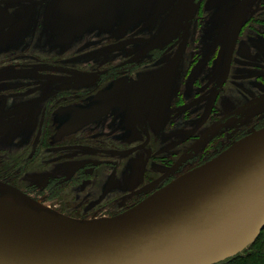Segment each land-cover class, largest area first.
<instances>
[{
  "label": "rangeland",
  "instance_id": "rangeland-1",
  "mask_svg": "<svg viewBox=\"0 0 264 264\" xmlns=\"http://www.w3.org/2000/svg\"><path fill=\"white\" fill-rule=\"evenodd\" d=\"M34 8L36 4L0 6V181L11 183L63 215L79 220L115 216L141 202L165 179L166 173H158L160 158H151L153 154L146 151L149 148L145 144L140 143L142 153L129 157L127 151L118 148L92 154L88 142L71 146L73 140H83V126L98 123L94 121L104 109L110 107L119 123L114 125L105 118L109 130L99 131L102 140L108 142L114 135L111 132L128 128L124 135H115L118 143L126 144L143 135L135 131L136 122H140L150 127L151 146L159 150L160 129L169 121L168 107L178 96L179 80H184L180 96L191 105L189 115H181L180 121L164 133L170 139L187 136L177 167L208 146L216 131H224L215 146L221 149L232 140L226 135L231 126L239 132L252 131V121L264 116V0H89L79 10L76 0H46L41 10ZM27 12L31 19L22 26ZM96 32L117 38L131 36L127 45L132 52L113 44L109 62L95 63L112 68L128 55L140 65L138 70L143 69L151 58L150 51L163 52L178 42L153 66L143 69L155 75L150 92L141 85L145 74H140L128 85L129 79H111L107 83L112 93H67L88 91L96 81L66 83V75L37 70L45 57H54L56 52L63 58L59 65L69 66L70 57L81 59L72 65L87 66L81 61L94 53L91 36ZM24 44L32 54L30 68H15L12 64L21 60ZM121 88L134 90L138 97L135 120H128L118 108L106 103L107 97H115ZM185 117L188 123L183 122ZM211 118L213 127L190 133ZM45 119L61 125L74 121L63 143L57 142V127H52L53 134L49 131L55 150L42 145ZM127 148L128 144L124 150ZM164 148L168 145L155 156ZM173 172L165 177H172Z\"/></svg>",
  "mask_w": 264,
  "mask_h": 264
},
{
  "label": "water",
  "instance_id": "water-1",
  "mask_svg": "<svg viewBox=\"0 0 264 264\" xmlns=\"http://www.w3.org/2000/svg\"><path fill=\"white\" fill-rule=\"evenodd\" d=\"M0 195L24 194L0 181ZM263 229L264 127L115 216L0 215V264H217Z\"/></svg>",
  "mask_w": 264,
  "mask_h": 264
},
{
  "label": "flooded vegetation",
  "instance_id": "flooded-vegetation-1",
  "mask_svg": "<svg viewBox=\"0 0 264 264\" xmlns=\"http://www.w3.org/2000/svg\"><path fill=\"white\" fill-rule=\"evenodd\" d=\"M46 0H0V6L2 5H31V4H36V10H41L42 8H40L44 2ZM79 10V9H78ZM10 12V10H9ZM8 12V13H9ZM25 14V13H24ZM31 19V15L27 12V15L25 14V18L23 19V21L20 23V25H24L26 24L29 20ZM132 35V34H131ZM91 46L92 48H94V53L92 54H87L82 58V64L83 65H87L84 67H79L80 65L76 64V65H72V62H80L81 59H78L76 61H74L75 59L68 57V62L71 61V64L69 66H64V65H59V63L62 61V57H61V52H56L58 54H56V56L52 57H45V62L42 63L41 66L37 67V70L40 73H46L43 71H52L55 72L59 75H66L67 77L66 79V83H72L74 81L76 82H82V83H87L90 81H96L95 85L88 91H84V90H75V91H67V93H78V94H98V93H102V92H109L112 93L114 91L111 90V87L108 85L107 82H109L111 79H129V82L127 83L130 84L131 82L135 81L137 79V76L140 74H145L143 81H140L141 85L143 84V88L147 91L150 92L154 89V83H155V75H152V73L145 71L143 69L147 68V67H151L153 66V64L160 59V57H163V55L166 53V51H169L177 42L178 40H175V42H173V44L170 46V48L168 47V49H164V51L162 52V50H153L150 51L151 52V58L149 59L148 63L142 65L143 69L138 70V68L140 67L139 64L133 61H130L131 58H129L128 55H126L125 57H122L120 59L119 62H117V64L112 68V67H108V65H95V63H107L109 62V48L111 47V45L113 44H118L121 47H124L125 49H129L130 52H132L130 49L132 47H129L127 45L128 40L130 39L131 36L125 34L122 37H114L111 36L110 33H105V32H101L98 33L96 32L95 35L91 36ZM141 42H145V40L143 38L140 39ZM166 50V51H165ZM24 53L20 54V57L18 59L21 60H17L15 61L13 65V67H23V68H30V56H32L31 51L29 49V45H25L24 44ZM162 52V54H161ZM168 53V52H167ZM90 55V56H88ZM134 54H132L133 56ZM131 56V57H132ZM77 57V56H76ZM74 57V58H76ZM132 60V59H131ZM27 62H29L27 64ZM148 64V65H147ZM28 66V67H27ZM147 72V73H146ZM150 73V74H149ZM97 75L98 77H93L91 75ZM187 75L185 73H183V76L181 77H186ZM29 83V87H32V80L30 78L26 79ZM184 80L180 81L179 80V84H177V89H178V96H176V98L174 99V102H172L169 107H168V113L170 115L169 121L168 123L165 125H163V127L160 129V137L159 142L162 143L161 146H159L160 149H162V146H167L168 148H164L165 150H167L166 153H164V151L160 152V155L155 156V154L160 151V149L158 150V147H153L151 146L152 140H153V136H152V131L146 127L141 125L140 122H136L135 124V131L139 132L140 134H143L142 136H138L136 139H130L127 140L125 143L126 144H121L118 143L116 140V133H119L121 135L123 134V130L125 129L129 131L128 128H124L121 129L120 131H116L115 133H110V134H114L112 136V140H108V142L104 141L101 139L102 136L99 135V131H102L105 129V131H108L109 127L107 124V121H105L104 119L109 117L111 120L109 122H112L114 125H117L119 122L118 120H115V116L111 115V111H110V107L109 106H114L115 108H118V111H120L124 116L127 117V119L129 120H135V116H136V112H138L137 110L138 108V97L135 94V91L129 88H121L118 89L119 91H121L119 94L116 93L115 97H107V105H108V110L104 109L101 112H99L97 114V117L99 118L98 121L95 120L94 122H98L96 124H88L87 123V128H85L83 126V133H81V135H83V140H73L71 143L72 147L74 143H78L77 145L83 146L84 142H88L92 145L93 151H91V153H97V154H101L103 153L104 148H108V149H114V148H118V149H123L120 151H127V155L126 157L129 156H134V155H138L140 153H142V150L140 149V143L145 144V147H148L149 149H146V151H150V153H152L153 155L150 156L151 158L154 157V159H158L160 158V160H158V173H160L161 175L163 174H167L169 171L173 172L172 173V177L171 174L170 176L167 178L165 176L163 178H165L163 180V183L158 187L157 190L163 188L164 186L168 185L169 183H171L172 181H174L175 179H177L178 177H180L183 174L188 173L189 171L205 164L206 162L212 160L213 158H215L216 156H218L219 154H221L223 151H225L227 148H229L233 143H235L236 141L240 140L241 138L249 135L253 130H258L262 127H264V116L261 119H255L252 121L251 124H254V126L252 127L253 130L249 131V129L247 131H243V132H239L238 128H232L233 126H231V130L228 131L226 133V135L228 137H230L232 140L230 142L229 145H227L224 148H215L216 145V141L219 139V137L223 136L224 131L223 130H219L216 131V134L214 137H212L210 140H212L211 142H209V145L206 146L205 148L202 149L201 152H199L198 154L195 155V157L193 158H189L188 160H186L184 163H182L181 165H179L177 167V160L179 158H183V155L185 153V149H186V137L183 139H178V137H174L172 139L165 137L164 133L169 132L167 130L170 129V127H174L172 126L175 123H178L180 121L181 115L183 116H187L189 115V111L191 105H188L186 99H183V96H180L181 90H182V85L184 84ZM44 86L41 87V90H44ZM33 93V92H31ZM35 93V91H34ZM62 95V94H61ZM118 95V96H117ZM183 107V109H182ZM123 118H121L122 120ZM126 118H124L125 120ZM189 118L185 117L183 118V122L184 123H188L186 120H188ZM46 120V119H45ZM44 120V121H45ZM94 120V119H93ZM100 120V121H99ZM209 120V119H207ZM204 121L201 122L199 125H201L199 127V125L192 130V132L190 133H196L198 131H200L199 129H203V131L207 130L206 126L208 127H213L214 124L212 122V120H214V118H211V121ZM70 121L73 120H68L64 123H57V120L54 119H47L46 120V125L47 128L45 129V134H44V139H43V143L42 145L45 146L46 148H54V146L52 145L51 142V134L49 133V131L53 134L52 132V127H57L56 132L59 135L58 139L59 141H57L59 144L63 143L61 141H63V138L68 137V135L71 133L72 127L74 125V121L72 122L71 125H69L67 128H65L68 123ZM217 122V119H216ZM59 125V127H58ZM147 125V124H146ZM49 127V128H48ZM100 127H103V129L100 130ZM199 127V128H198ZM188 128H191V123L189 124ZM191 131V129H189ZM81 131V132H82ZM133 134V133H132ZM47 135V137H46ZM118 135V134H117ZM116 135V136H117ZM128 135V134H127ZM125 134V136H127ZM199 135V134H198ZM74 136V135H73ZM197 137V136H196ZM195 137V138H196ZM46 142V143H45ZM128 144V148L127 150H124L126 148V145ZM42 146V147H43ZM132 149V147H134V149ZM153 147V148H152ZM130 150V151H128ZM158 150V151H157ZM42 151V150H41ZM145 152V150L143 151ZM45 153V152H44ZM64 154V153H63ZM93 174V173H92ZM91 175V174H90ZM3 182V181H1ZM4 183H7L15 188H17L16 186L12 185L9 182L4 181ZM18 190L22 191L21 189L17 188ZM155 190V191H157ZM154 191V192H155ZM25 192V191H24ZM154 192H152L151 194H153ZM149 194V195H151ZM29 195V194H28ZM148 195V196H149ZM146 196V197H148ZM145 197V198H146ZM145 198H143L142 200H144ZM140 202V201H139ZM139 202L133 204L136 205ZM132 206V205H131ZM133 207V206H132ZM59 212V211H58ZM66 216V215H65ZM100 219V218H99Z\"/></svg>",
  "mask_w": 264,
  "mask_h": 264
},
{
  "label": "bare ground",
  "instance_id": "bare-ground-1",
  "mask_svg": "<svg viewBox=\"0 0 264 264\" xmlns=\"http://www.w3.org/2000/svg\"><path fill=\"white\" fill-rule=\"evenodd\" d=\"M21 192L24 195H0V215L21 224L34 225L44 221V214L57 213L49 204L33 198L24 191Z\"/></svg>",
  "mask_w": 264,
  "mask_h": 264
},
{
  "label": "trees",
  "instance_id": "trees-1",
  "mask_svg": "<svg viewBox=\"0 0 264 264\" xmlns=\"http://www.w3.org/2000/svg\"><path fill=\"white\" fill-rule=\"evenodd\" d=\"M217 264H264V229L242 252Z\"/></svg>",
  "mask_w": 264,
  "mask_h": 264
}]
</instances>
